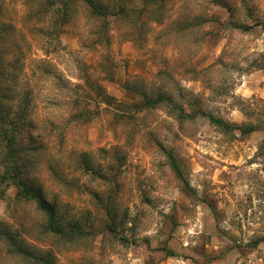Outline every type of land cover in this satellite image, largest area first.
<instances>
[{
    "label": "rangeland",
    "instance_id": "374dc122",
    "mask_svg": "<svg viewBox=\"0 0 264 264\" xmlns=\"http://www.w3.org/2000/svg\"><path fill=\"white\" fill-rule=\"evenodd\" d=\"M136 1L0 0V264H264V0H191L174 59Z\"/></svg>",
    "mask_w": 264,
    "mask_h": 264
},
{
    "label": "crops",
    "instance_id": "0c3cea01",
    "mask_svg": "<svg viewBox=\"0 0 264 264\" xmlns=\"http://www.w3.org/2000/svg\"><path fill=\"white\" fill-rule=\"evenodd\" d=\"M139 0L136 1V4L139 2L140 4H137L135 6L136 8H139V10L142 13L141 16V24L144 25V21H149V18L151 16H157L155 19H151V23L156 26V30H154L152 33H147V38L144 41V45L142 49L138 50L134 49V52L136 53V58H148L151 54H159L161 57L166 59H174L180 55V44L178 43L177 36L175 37V34L171 33L168 38L160 36L159 30L162 29V27L166 26H172L176 23H182L187 22L188 20L193 19L194 13H197L199 10V7L196 5H193L191 0H174L173 2L167 4V2L160 1L159 3L155 5H147V0ZM195 3V2H194ZM210 7L205 8L203 11V24H209V23H219V20H221V15L226 16L230 13V9L232 7H235V4H223V5H216L214 3L209 5ZM129 11V10H128ZM161 11L163 14L161 15V18L159 15H154V12ZM217 11V12H216ZM222 13V14H221ZM144 17V18H143ZM188 17V18H187ZM160 18V19H159ZM158 34V36H157ZM128 43L132 45L134 42V39L129 38ZM198 57V51H195L194 54L191 55V57ZM124 56L122 54L117 55L118 62L123 63L122 59ZM122 68H125L123 66ZM128 69V72H124L127 74H133ZM132 77L135 78V75ZM191 82V81H187Z\"/></svg>",
    "mask_w": 264,
    "mask_h": 264
},
{
    "label": "trees",
    "instance_id": "16d2710c",
    "mask_svg": "<svg viewBox=\"0 0 264 264\" xmlns=\"http://www.w3.org/2000/svg\"><path fill=\"white\" fill-rule=\"evenodd\" d=\"M7 24H4L0 21V45L3 41H5L6 36L8 35L7 32L10 31V33L14 30L13 27H7ZM5 52V49H1L0 47V54ZM15 68H12V70L7 71L6 69H3L0 64V125L6 124L10 129L14 130L15 133H17L15 130L18 129L22 122L20 123L19 120L16 118L18 116V112L15 109L16 104L15 98L18 95L17 87L15 86L16 81V74L14 73ZM5 81L7 83L5 84ZM4 100H11L10 104H5ZM29 127V124H28ZM32 127V126H30ZM255 130L254 128H248V129H239V132L241 134H245L248 132H251ZM6 130H0V137L3 138L6 144L9 143L10 139L6 137ZM28 191V190H27ZM24 191L22 193L27 194L28 197L36 199L38 208L43 211H48L47 203L42 198L40 194L34 189L29 190L28 192ZM51 211L53 209L51 208Z\"/></svg>",
    "mask_w": 264,
    "mask_h": 264
}]
</instances>
